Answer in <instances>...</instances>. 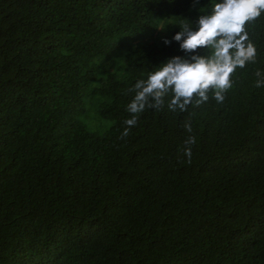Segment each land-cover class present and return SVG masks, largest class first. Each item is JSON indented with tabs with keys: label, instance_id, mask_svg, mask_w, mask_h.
<instances>
[{
	"label": "trees",
	"instance_id": "trees-1",
	"mask_svg": "<svg viewBox=\"0 0 264 264\" xmlns=\"http://www.w3.org/2000/svg\"><path fill=\"white\" fill-rule=\"evenodd\" d=\"M218 2L0 0V264H264V13L222 103L166 96L122 138L135 82Z\"/></svg>",
	"mask_w": 264,
	"mask_h": 264
},
{
	"label": "clouds",
	"instance_id": "clouds-1",
	"mask_svg": "<svg viewBox=\"0 0 264 264\" xmlns=\"http://www.w3.org/2000/svg\"><path fill=\"white\" fill-rule=\"evenodd\" d=\"M199 3V0H194ZM264 13V0H220L215 3L210 14L200 15L193 28L182 22L180 31L172 40L190 56H173L150 72L147 79H139L133 85L135 93L127 106L132 114L126 119L122 138L129 135L136 125L138 115L146 109H160L165 104L169 110L187 111L188 106H199L213 98L222 103L226 92L232 87V75L237 68L243 69L248 63H255L257 48L249 38L246 26L254 23ZM172 41L164 39L165 44ZM209 50L208 55L198 54V50ZM257 87L264 86V72L257 70ZM185 129L193 131L190 121ZM196 143L195 136L185 140L184 154L191 160V145Z\"/></svg>",
	"mask_w": 264,
	"mask_h": 264
}]
</instances>
